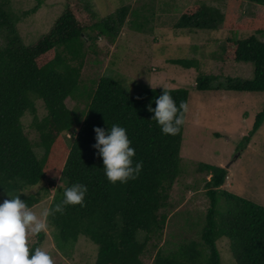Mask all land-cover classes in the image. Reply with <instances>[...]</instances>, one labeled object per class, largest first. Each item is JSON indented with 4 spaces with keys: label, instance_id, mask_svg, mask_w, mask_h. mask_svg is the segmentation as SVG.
I'll return each mask as SVG.
<instances>
[{
    "label": "trees",
    "instance_id": "1",
    "mask_svg": "<svg viewBox=\"0 0 264 264\" xmlns=\"http://www.w3.org/2000/svg\"><path fill=\"white\" fill-rule=\"evenodd\" d=\"M264 10V0H249ZM89 0H70L52 28L33 44H26L17 27L18 18L9 0H0V202L44 180L52 194L50 206L63 199V189L72 183L87 186L84 204L67 205L63 213L50 215L58 246L74 245L83 235L98 247L95 264H145L148 244L161 238L170 190L180 175L181 147L186 120L175 135L164 134L151 119L155 97L163 88L146 87L130 91L115 78L102 75L87 83L82 78L88 55L86 38L100 36L115 42L124 26L130 6L98 20ZM39 6L30 13L36 12ZM260 8V9H261ZM259 9V10H260ZM28 13V12H27ZM254 32L236 34L225 40L223 60L253 63L250 79L229 78L215 89L264 92V13L254 18ZM235 23V16L220 7L198 0L185 8L175 29L217 30L248 28ZM260 34V35H258ZM185 68L198 67L194 59L171 60ZM217 78L200 73L196 87L208 90ZM176 102L188 105L186 89L166 88ZM83 101L69 108L67 98ZM42 100L46 114L39 117L35 102ZM33 115L31 126L39 141L33 143L25 133L22 117ZM264 123V108L257 113L249 139ZM126 129L135 149L133 165L142 162L135 179L109 182L102 157L92 147L94 127ZM41 147L38 155L35 147ZM62 165L65 185L55 191L52 171ZM199 171L210 175L205 187L209 207L201 229V242L192 240L174 251L158 249L151 264H222L218 241L227 238L236 264H264V205L223 188L228 169L222 165L200 163ZM29 207L41 200L19 193ZM44 234L31 246L40 247ZM155 246V245H154Z\"/></svg>",
    "mask_w": 264,
    "mask_h": 264
},
{
    "label": "rangeland",
    "instance_id": "2",
    "mask_svg": "<svg viewBox=\"0 0 264 264\" xmlns=\"http://www.w3.org/2000/svg\"><path fill=\"white\" fill-rule=\"evenodd\" d=\"M68 1L9 0L24 42L33 44L46 34ZM89 1L98 20L122 6L129 5L130 11L115 42L104 36L93 42L86 38L88 55L82 73L85 82L105 75L115 78L130 93L164 86L186 89L189 95L180 175L170 190L168 206L160 210L167 214L166 226L161 238L149 242V251L143 256L145 264H151L159 248L174 251L184 242H201V229L210 202L205 182L210 175L198 170L200 163L226 167L228 177L223 188L264 205V123L249 139L245 138L250 135L257 113L264 108V92L215 89L229 78L253 77V63L224 61L223 50L229 36L244 37L253 33L252 20L264 10L249 0H202L234 15L236 24L252 25L246 29L235 28L234 32L227 28L191 32L175 29L174 24L185 8L198 0ZM36 6H39L36 12L30 13ZM177 59H194L198 67L185 68L171 62ZM200 73L217 76L212 89L196 87ZM66 103L71 109L78 105L80 110L85 107L83 101L72 97L67 98ZM35 105L38 116H45L42 100H36ZM32 119L33 115L27 112L22 123L29 139L36 143L39 137L31 126ZM35 149L39 156L44 152L41 147ZM62 165L60 163L59 168L52 171L55 191L65 185ZM49 182L42 181L35 185H39L38 191L26 194L40 198L41 201L32 207L37 215L52 202L53 196L47 192ZM54 231L48 223L47 230L41 232L44 238L40 246L50 252L54 264L96 263L98 247L95 243L81 235L74 245L62 248L56 242ZM38 235L29 238L30 246L38 240ZM218 248L222 264H236L227 238L218 241Z\"/></svg>",
    "mask_w": 264,
    "mask_h": 264
},
{
    "label": "clouds",
    "instance_id": "3",
    "mask_svg": "<svg viewBox=\"0 0 264 264\" xmlns=\"http://www.w3.org/2000/svg\"><path fill=\"white\" fill-rule=\"evenodd\" d=\"M163 86V85H162ZM148 110L154 115L151 119L159 125L164 134L175 135L184 121V113L188 111L186 102L177 106L170 90L163 86L162 94L155 97V107L148 105ZM95 143L92 145L97 154L102 157L104 173L109 182L121 183L135 179L142 168V162L133 165L135 149L126 129L118 124L111 128L94 127ZM38 186L27 191L36 192ZM87 186L82 183H72L63 189V199L50 207H45L39 215L29 207L19 193L0 202V264H54L50 252L35 247L31 248L29 238L46 231L47 218L55 213H63L65 206L80 204L83 206Z\"/></svg>",
    "mask_w": 264,
    "mask_h": 264
},
{
    "label": "water",
    "instance_id": "4",
    "mask_svg": "<svg viewBox=\"0 0 264 264\" xmlns=\"http://www.w3.org/2000/svg\"><path fill=\"white\" fill-rule=\"evenodd\" d=\"M229 165H227V167H228Z\"/></svg>",
    "mask_w": 264,
    "mask_h": 264
}]
</instances>
